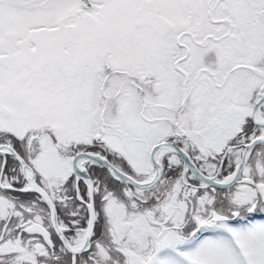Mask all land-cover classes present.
<instances>
[{
	"label": "snow or ice",
	"instance_id": "6c2138e0",
	"mask_svg": "<svg viewBox=\"0 0 264 264\" xmlns=\"http://www.w3.org/2000/svg\"><path fill=\"white\" fill-rule=\"evenodd\" d=\"M0 264H264V0H0Z\"/></svg>",
	"mask_w": 264,
	"mask_h": 264
}]
</instances>
